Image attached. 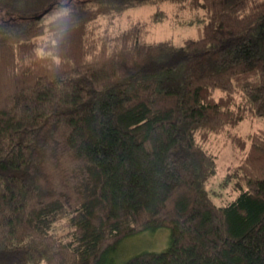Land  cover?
<instances>
[{"label": "trees", "instance_id": "16d2710c", "mask_svg": "<svg viewBox=\"0 0 264 264\" xmlns=\"http://www.w3.org/2000/svg\"><path fill=\"white\" fill-rule=\"evenodd\" d=\"M147 1L0 0V264H264V127L230 132L264 119V0H156L201 16L181 45L147 39L161 9L115 26Z\"/></svg>", "mask_w": 264, "mask_h": 264}, {"label": "rangeland", "instance_id": "374dc122", "mask_svg": "<svg viewBox=\"0 0 264 264\" xmlns=\"http://www.w3.org/2000/svg\"><path fill=\"white\" fill-rule=\"evenodd\" d=\"M158 9L164 10L167 17L157 23H151L147 39L150 41L170 40L175 45H181L187 39L198 38L202 34V22L199 17L189 11L187 13H178L175 6L170 3H157L154 1L141 2L129 7L124 13L115 20L116 27H124L129 25L130 20L151 21V17ZM54 13L48 14L43 22H48L54 17ZM6 16V15H5ZM2 20V19H0ZM264 127V119L256 118L251 121H244L240 125L231 129V133L248 135L253 131ZM219 144L213 147L217 154L218 169L211 178L210 187L214 189L213 194L217 204H224L226 201L233 200L239 191L234 188V181L228 178L230 165H236L243 156V152L234 150L229 141L227 143V135L221 134ZM170 232L167 229L147 230L134 237L125 240L123 245L125 252L122 256L133 255L142 250L161 251L169 246Z\"/></svg>", "mask_w": 264, "mask_h": 264}]
</instances>
